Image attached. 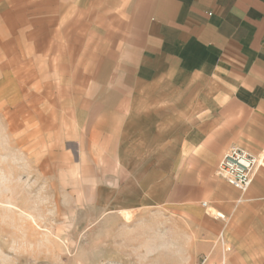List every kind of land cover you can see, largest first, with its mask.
<instances>
[{
  "label": "rangeland",
  "instance_id": "1",
  "mask_svg": "<svg viewBox=\"0 0 264 264\" xmlns=\"http://www.w3.org/2000/svg\"><path fill=\"white\" fill-rule=\"evenodd\" d=\"M45 1L0 0V264H264V197L240 202L218 164L201 183L161 158L123 172L82 141L88 79Z\"/></svg>",
  "mask_w": 264,
  "mask_h": 264
},
{
  "label": "crops",
  "instance_id": "2",
  "mask_svg": "<svg viewBox=\"0 0 264 264\" xmlns=\"http://www.w3.org/2000/svg\"><path fill=\"white\" fill-rule=\"evenodd\" d=\"M45 3L88 79L72 124L98 157L120 158L123 172L161 158L199 183L234 148L264 164V0ZM253 180L244 204L264 197V168Z\"/></svg>",
  "mask_w": 264,
  "mask_h": 264
},
{
  "label": "built area",
  "instance_id": "3",
  "mask_svg": "<svg viewBox=\"0 0 264 264\" xmlns=\"http://www.w3.org/2000/svg\"><path fill=\"white\" fill-rule=\"evenodd\" d=\"M244 151L245 150L237 148L231 149L218 163L224 172V177L227 182L234 188L238 189L241 193H244L250 187L256 171L254 170L253 162H251L249 165L240 167V163L238 162L241 161L240 158L245 157L246 153H244ZM194 264H205V260Z\"/></svg>",
  "mask_w": 264,
  "mask_h": 264
},
{
  "label": "bare ground",
  "instance_id": "4",
  "mask_svg": "<svg viewBox=\"0 0 264 264\" xmlns=\"http://www.w3.org/2000/svg\"><path fill=\"white\" fill-rule=\"evenodd\" d=\"M244 153H246L245 157L240 158L241 161L238 162V163H240V164H239L240 167H243V166H245V165H249L251 162H253V163H254V170H256L257 167L260 165V162H259L258 158L255 157V156H253V155H251L250 153H247L246 151H244ZM230 161H233V160H230ZM234 161H235V160H234ZM210 209H211V208H210ZM214 212H215V215H216V216L221 217V218H224V216H223L221 213H219L218 211H214ZM212 213H213V212H212ZM206 214H207V213H206ZM124 215H126V214H124ZM215 215H214V216H215ZM125 217H126V219L128 218V216H125ZM126 223H128V221H126ZM225 250H226V249H225Z\"/></svg>",
  "mask_w": 264,
  "mask_h": 264
}]
</instances>
